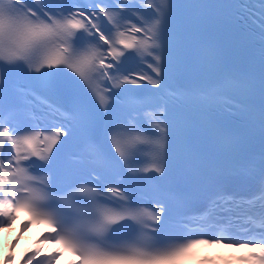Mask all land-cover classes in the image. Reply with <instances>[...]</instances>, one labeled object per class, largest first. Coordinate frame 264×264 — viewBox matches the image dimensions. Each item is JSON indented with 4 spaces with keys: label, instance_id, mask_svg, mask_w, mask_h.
<instances>
[{
    "label": "snow or ice",
    "instance_id": "obj_1",
    "mask_svg": "<svg viewBox=\"0 0 264 264\" xmlns=\"http://www.w3.org/2000/svg\"><path fill=\"white\" fill-rule=\"evenodd\" d=\"M221 18L259 20L242 70L199 36ZM224 113L264 139V0H0V230L22 210L68 264H178L219 245L264 264V158L242 165L241 191L203 151H232ZM41 251L21 264L62 255Z\"/></svg>",
    "mask_w": 264,
    "mask_h": 264
},
{
    "label": "bare ground",
    "instance_id": "obj_2",
    "mask_svg": "<svg viewBox=\"0 0 264 264\" xmlns=\"http://www.w3.org/2000/svg\"><path fill=\"white\" fill-rule=\"evenodd\" d=\"M21 221L16 219L11 229L0 230V264H3V256L6 253L11 252L14 256V259L11 261V264H21V258L24 253L30 252L35 248L39 247L42 249L40 255L43 256L45 253H50L54 250H57V246L54 243L44 242L43 244H37V239L44 233L46 230H43L39 227H28L23 235H20V225ZM17 236H19V242L16 244L15 249H10V244ZM70 259L66 256L61 255L56 261L55 264H68Z\"/></svg>",
    "mask_w": 264,
    "mask_h": 264
},
{
    "label": "rangeland",
    "instance_id": "obj_3",
    "mask_svg": "<svg viewBox=\"0 0 264 264\" xmlns=\"http://www.w3.org/2000/svg\"><path fill=\"white\" fill-rule=\"evenodd\" d=\"M9 248L11 249V244H10V247Z\"/></svg>",
    "mask_w": 264,
    "mask_h": 264
}]
</instances>
